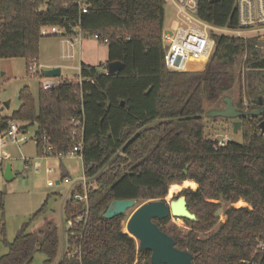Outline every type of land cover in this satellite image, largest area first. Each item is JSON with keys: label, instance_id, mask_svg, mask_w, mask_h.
Listing matches in <instances>:
<instances>
[{"label": "trees", "instance_id": "trees-1", "mask_svg": "<svg viewBox=\"0 0 264 264\" xmlns=\"http://www.w3.org/2000/svg\"><path fill=\"white\" fill-rule=\"evenodd\" d=\"M197 4L200 20L238 28L234 0H197ZM165 5L164 0H88V10L82 13L75 0L0 1V60L21 58L26 73L29 61L38 58L39 30L45 25L70 31L80 20L84 33L97 35L98 42L107 45L105 63L82 62L77 75L47 90L40 86L36 97L29 87L21 88L18 108L10 117L0 116V132L12 120L20 122L24 132L35 126V149L40 155L43 137L56 151L67 154L74 144L70 120L84 118L87 201L69 197L63 216L66 223L73 222L86 207L87 215L70 226L67 247L57 264H134L137 257L139 264H151L150 252L140 251L137 240L125 232V214L111 219L103 214L113 200H157L179 192L183 182L194 188L178 193L197 218L183 219L190 230L166 228L169 218L155 221L174 239L176 248L192 254L193 264L260 260L264 264V134L258 127L264 112L239 118L241 143L227 140L223 146L206 137L202 119L204 104L224 103L237 79L235 108L245 112L256 107L259 98L264 106V50L256 47L261 42L213 35L214 49L201 69L171 71L164 62L161 40ZM118 61L122 67L108 74L106 64ZM3 81L0 74V88ZM3 199L0 192L1 216ZM240 200L248 206H229L225 221L212 234L198 235L216 223L220 201ZM45 207L43 203L33 215ZM29 221L12 242L6 240L5 224L0 223V244L7 249L0 264H32L35 252L46 258L42 264L54 263L60 244L57 227L47 223L46 230L31 233Z\"/></svg>", "mask_w": 264, "mask_h": 264}, {"label": "rangeland", "instance_id": "rangeland-1", "mask_svg": "<svg viewBox=\"0 0 264 264\" xmlns=\"http://www.w3.org/2000/svg\"><path fill=\"white\" fill-rule=\"evenodd\" d=\"M165 1L164 30L174 32L179 26V22H177L175 18L173 5L169 4L167 0ZM226 35L228 34L226 33ZM82 43L81 54L86 55L87 59L91 62L90 64L98 66L100 63H105L107 61V45L105 43L97 42L93 38L84 39ZM39 44L37 62L40 64L41 69L44 70L46 67H49L47 66L49 64L59 63L58 65H60L59 68L61 71L60 79H71L78 74L79 46H75L67 52L66 44L63 45L61 39L56 36L40 37ZM67 53L69 55H66ZM203 65V63L197 62L195 68L201 69ZM0 72L4 73V81L0 88V116L10 117L12 111L19 106V100L17 98L18 91L27 86L30 88L33 96L36 97L38 88L44 79L30 73L27 74L26 62L21 58L0 60ZM54 79L60 80L59 77ZM238 95L237 79L226 96L232 99L233 105L235 106L238 101ZM5 104H8V106ZM204 107L205 114L202 119L205 135L208 139H212L213 141L225 140V142L231 140L236 143H241V129L234 132L231 125L232 119L206 116L209 110L223 108V102L211 103L208 101V103L204 104ZM16 123L21 125L20 122ZM34 131L35 126H30L24 133L29 139L27 143H8L5 147L0 149L1 151L7 152L11 157V160L8 162L14 174V179L11 181H6L4 177L0 175V192L4 194V213L3 216L0 214V223L3 222L5 224L6 240L12 242L17 230L29 220L30 224L27 231L37 234L47 229L46 222H53L57 227L60 240L58 255L53 263L57 264L67 247L65 238L68 224L64 221L61 206L68 185L64 183L63 175H68L70 179L75 182L82 178L84 171L82 168V160L77 156L67 155L65 157H58L51 155L45 157L38 154L33 140ZM24 159L28 160L27 164L24 163ZM35 165H38V171H35ZM49 169L52 171L48 173ZM60 180L62 182L57 184L56 181ZM48 182H51L52 185L47 186ZM187 186L188 183H181V187H184L183 189H192ZM179 192H169L170 194L168 193L164 198L168 201L175 195H178ZM43 203L46 205L45 210L39 215L34 216L33 214L42 207ZM138 204H140V202H138ZM220 205L221 206L216 211V217L218 218L216 223L211 230L199 232L198 235L200 237H207L212 234V232L218 228L219 224L225 221L224 211L229 206L232 205L236 208L248 206V204L243 201H238L233 204L220 201ZM131 212L132 210H129L125 214L126 220L124 222V230H126L127 218ZM169 219L170 220L164 225L166 228L174 226L180 229L182 233H186L190 230L183 219ZM6 251L7 249L0 244V255L6 253ZM33 259L32 264H42L46 258L40 252H35ZM138 261L139 258L137 257L134 264H139Z\"/></svg>", "mask_w": 264, "mask_h": 264}, {"label": "built area", "instance_id": "built-area-1", "mask_svg": "<svg viewBox=\"0 0 264 264\" xmlns=\"http://www.w3.org/2000/svg\"><path fill=\"white\" fill-rule=\"evenodd\" d=\"M1 1V0H0ZM88 0H75L77 7H79L82 13H86ZM174 7L175 18L179 22V26L174 32H168L163 30L161 34L163 58L166 67L169 70H175L179 72L190 71L196 69L197 62L205 64L210 58V55L215 46V39L213 35H228L239 38H256L257 42H261V46L256 45L259 49L264 50V0H234L236 15L238 20V28L228 29L220 28L212 25L209 22L200 20L197 17V0H168ZM2 15L0 9V32L2 30ZM75 26L71 30H66L64 27L45 25L40 28L39 36H56L61 39V43L67 46V52L69 49L79 46L81 48L82 41L84 39L93 38L98 42L97 35H89L84 33L80 20L74 23ZM107 40L105 39L104 42ZM66 55H69L68 53ZM40 64L36 58H32L29 61L27 67V73L38 76L44 81L40 84L43 90L53 88L62 84V80H56L52 77L44 78L41 75ZM72 125V139L74 144L67 154L58 152L54 149L49 141V138L43 137L42 144V156L49 157L51 155L58 157H65L67 155L77 156L82 160V146L84 140V118L73 117L70 120ZM24 131L20 130L19 125L12 121L9 127L0 132V148L5 147L8 143H25L29 141L28 137L24 134ZM35 144L37 140L33 137ZM225 140L217 141L215 146H223ZM5 156L0 155V175L2 167L5 161ZM26 161V159H24ZM27 164V163H26ZM35 171H38V165L34 166ZM50 169L48 170V173ZM65 182H71V179L67 176ZM48 186L52 185L51 182L47 183ZM88 179L82 177L79 181L72 183V189L69 193V197L77 201H83L86 204L87 201V189ZM79 187V189H78ZM68 197V198H69ZM87 215L86 212L83 216H77L73 222L80 223ZM73 222L69 221L68 225H72ZM70 229V227H69ZM77 249V248H76ZM247 264H256L254 261H249Z\"/></svg>", "mask_w": 264, "mask_h": 264}, {"label": "water", "instance_id": "water-1", "mask_svg": "<svg viewBox=\"0 0 264 264\" xmlns=\"http://www.w3.org/2000/svg\"><path fill=\"white\" fill-rule=\"evenodd\" d=\"M122 67L121 62H108L106 70L108 74L118 72ZM1 76L4 73H0ZM44 78L60 77V68H46L41 71ZM224 107L221 109L209 110L207 117H221L224 119H232L231 125L234 132L240 130L241 121L239 118L245 115H262L264 106L259 98L258 105L243 112L237 110L233 105V101L229 96L224 97ZM8 106V104H5ZM1 111V108H0ZM261 134H264V120L258 124ZM3 177L6 181H11L14 178L13 170L10 163L7 161L3 169ZM132 210L127 218L126 230L132 238L138 241L139 250H148L151 255V264H193V255L186 250L176 248L175 241L172 237L162 231L155 223L156 220L165 218L186 219L196 221L195 214L191 213L187 206V201L183 195H175L170 200L158 198L157 200H147L138 204L132 199L113 200L108 205L103 214V218L111 219L127 211ZM257 264H263L260 260Z\"/></svg>", "mask_w": 264, "mask_h": 264}, {"label": "crops", "instance_id": "crops-1", "mask_svg": "<svg viewBox=\"0 0 264 264\" xmlns=\"http://www.w3.org/2000/svg\"><path fill=\"white\" fill-rule=\"evenodd\" d=\"M165 1V0H164ZM168 1V0H167ZM169 3V2H168ZM165 4H166V1H165ZM169 4H171V3H169ZM83 44V43H82ZM81 49H82V45H81V48L79 49L80 50V53H79V59H78V61H79V68H80V65H81V63L82 62H86V63H88V64H90L91 62H90V60H88L87 59V57H86V55L84 54V55H82L81 53ZM59 63H55V64H49V65H47V66H49V67H46V68H54V67H59L60 65H58ZM92 65V64H91ZM45 68V69H46ZM79 68H78V71H79ZM60 75H61V71H60ZM33 137H35V134H34V136ZM28 142V141H27ZM27 142H25V143H27ZM23 144V143H22ZM1 149V148H0ZM0 155H3V156H5V161H4V164H3V167H2V172H1V175L3 176V169H4V166H5V163L7 162V161H10L11 160V157L9 156V154L7 153V152H4V151H1L0 150ZM24 163H28V160H26V161H24ZM52 170L50 169V172H51ZM67 176L68 175H63V178H64V183L65 184H67L68 185V188H67V190H66V192L64 193V198H63V200H62V206H61V210H62V213H63V207H64V202L68 199V197L70 196L69 195V193H70V191H71V189H72V183H74V181H72L71 180V182H65V178H67ZM84 176V175H83ZM82 176V177H83ZM69 177V176H68ZM70 178V177H69ZM14 179V178H13ZM80 179H82V178H80ZM79 179V180H80ZM78 180V181H79ZM59 182H62L61 180L60 181H56V183L58 184ZM48 186V185H47ZM51 186V185H50ZM240 201H243V200H240ZM244 202V201H243ZM46 223H53V222H46ZM54 224V223H53ZM68 224V223H67ZM67 230L66 231H68L69 230V225H68V227L66 228Z\"/></svg>", "mask_w": 264, "mask_h": 264}, {"label": "bare ground", "instance_id": "bare-ground-1", "mask_svg": "<svg viewBox=\"0 0 264 264\" xmlns=\"http://www.w3.org/2000/svg\"><path fill=\"white\" fill-rule=\"evenodd\" d=\"M127 232V230H125Z\"/></svg>", "mask_w": 264, "mask_h": 264}]
</instances>
